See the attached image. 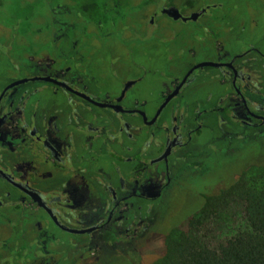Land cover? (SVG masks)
Listing matches in <instances>:
<instances>
[{"label": "flooded vegetation", "instance_id": "flooded-vegetation-1", "mask_svg": "<svg viewBox=\"0 0 264 264\" xmlns=\"http://www.w3.org/2000/svg\"><path fill=\"white\" fill-rule=\"evenodd\" d=\"M237 1L235 7L248 15L240 24L226 13L207 14L220 3L188 11L181 7L194 0H164L151 11L145 6L139 37L156 41L167 68L179 73L165 77L151 70L154 81L146 66L138 72L131 38L126 55L100 47L81 52L75 39L69 48L52 41L45 54L1 50V70L13 61L24 73L0 85V222H9L21 237L0 235V251L13 250L18 262L26 257L31 264H62L59 247L71 244L85 252L78 264H132L151 200L194 168L209 142L202 152L189 147L203 131L214 128L223 146L244 139L248 127L264 134V24L255 29L258 21L249 12L256 4L262 15L264 2ZM160 15L180 22L184 31L165 34ZM216 19L224 24V39ZM252 27L261 37L241 46L240 37ZM194 30L202 35L195 37ZM158 75L163 80L155 97ZM207 148L214 152L213 144ZM113 248L118 260L110 256Z\"/></svg>", "mask_w": 264, "mask_h": 264}, {"label": "rangeland", "instance_id": "rangeland-1", "mask_svg": "<svg viewBox=\"0 0 264 264\" xmlns=\"http://www.w3.org/2000/svg\"><path fill=\"white\" fill-rule=\"evenodd\" d=\"M162 1L164 0H0V52L5 49L11 50V52H20L24 48V54L26 55H28L26 49L33 50V53L45 54L49 51L47 45H50L52 41L61 40L60 42H63L64 47L69 48L75 39L78 41L81 52L100 47L109 54L126 55L128 39L131 38L136 51V63L141 66L138 72L145 69L142 67L144 65L149 71V78L153 81L156 76L154 73H150L151 70H159L160 73H164L165 77L172 72L177 76L179 73H175L174 69L172 71L167 68L161 46L155 44L156 41L153 40L142 41L141 36L139 37L141 34L137 33V26L141 27L137 22L139 21L144 25V22L140 19L141 16H139L140 11L145 6L150 5V11L155 10ZM176 1L181 3L182 0ZM234 1L237 0H194L193 3H186L189 5L188 7L184 5L181 8L186 11L196 10L202 3H220L222 4L221 7L217 5L216 8L207 11V14L214 16L226 13L227 20L229 18L235 24L246 22L248 15L245 16V14H247V10L241 6L235 7ZM240 2L242 6H245L242 0ZM258 2L262 3L264 0H258ZM236 3L239 4L238 1ZM225 4L229 7H224ZM255 5L249 7V12L253 13L258 21L256 23L258 26L255 29L259 28L258 30H260L264 24V13L258 15L260 9ZM159 19L163 22L162 31L165 34L171 30L184 31V25L180 22L176 23L163 16ZM262 21L263 23H261ZM214 23L220 37L224 39L226 37L224 35L226 32L224 31V24L218 19L214 20ZM190 25L185 24V28H189ZM245 28L247 29V26ZM255 29L252 27V31L240 37L238 42L241 46L244 47L246 40L261 37L255 34L260 33ZM35 33L38 35H34ZM193 34L195 37H200L202 31L194 30ZM167 35L171 36V33ZM97 36L103 37V40L99 43L96 42ZM195 39V44L198 45V42L201 41H198L199 38ZM193 41L194 39L190 37L187 44L189 45ZM173 43L177 44L178 42L173 41ZM94 45L95 47H93ZM170 53L176 56V59H182V57H177L178 54L175 49H171ZM178 53L181 54L182 50ZM155 55H161L160 60H157ZM186 60L190 59L187 58ZM8 62L13 64V61ZM10 64H7L4 68L6 70L2 71L4 64L0 63V85H5L11 79L19 78L24 73V68L21 66L16 68V66L13 67ZM162 80L163 77L158 75L155 83V87L157 85L155 97L158 96V90L162 87L160 83ZM244 130L246 134L244 139H234L228 146H223L222 142L217 140L218 135L215 129L207 128L206 131H203V138L189 147L193 151V145H198L196 151L202 152L205 143L209 142L204 146L207 149L205 153H200L197 161L193 160L194 168H186L187 171L185 170V175L181 180L171 183L160 196L151 200L152 204L148 212L149 221L147 220V227L137 240L138 244L135 245L133 255L136 257L131 260L132 264H147L159 257L164 252V238L168 231L200 207L203 202V194L215 193L230 185L249 165L264 164V134L255 132L256 130L250 127ZM236 142H238V145L234 147ZM212 144L215 147L214 150L212 149L213 153H211L210 148H207L208 146L211 147ZM0 235L13 240L17 236V230L9 225V222H0ZM72 239L76 241L79 238L72 235ZM9 248L12 249L8 245ZM59 248L64 251L61 252L62 264H70V261L78 264L77 260L85 253L74 248L71 244ZM57 250L59 249L57 248ZM142 250H144L143 254L141 253ZM128 252L130 255V250ZM15 254L13 250L12 253L11 250H8L7 253L1 250L0 264L32 263L31 259L26 257L23 258L22 262H18L20 256ZM118 255L119 249L113 248L110 250V256H115V260H118ZM2 257H7V259L10 257V259L5 261Z\"/></svg>", "mask_w": 264, "mask_h": 264}, {"label": "trees", "instance_id": "trees-1", "mask_svg": "<svg viewBox=\"0 0 264 264\" xmlns=\"http://www.w3.org/2000/svg\"><path fill=\"white\" fill-rule=\"evenodd\" d=\"M164 245L147 264H264V164L249 165L230 185L203 194Z\"/></svg>", "mask_w": 264, "mask_h": 264}, {"label": "water", "instance_id": "water-1", "mask_svg": "<svg viewBox=\"0 0 264 264\" xmlns=\"http://www.w3.org/2000/svg\"><path fill=\"white\" fill-rule=\"evenodd\" d=\"M199 13H197V15H198ZM179 15V14H178ZM181 15V14H180ZM197 15H193V16H191V18H194L195 16H197ZM174 16H176V15H174ZM185 19V18H184ZM186 20V19H185Z\"/></svg>", "mask_w": 264, "mask_h": 264}]
</instances>
